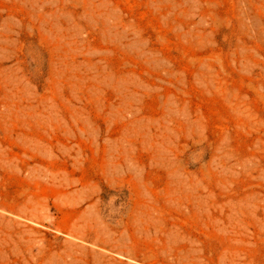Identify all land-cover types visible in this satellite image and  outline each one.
Segmentation results:
<instances>
[{
    "label": "rangeland",
    "instance_id": "obj_1",
    "mask_svg": "<svg viewBox=\"0 0 264 264\" xmlns=\"http://www.w3.org/2000/svg\"><path fill=\"white\" fill-rule=\"evenodd\" d=\"M0 264H264V0H0Z\"/></svg>",
    "mask_w": 264,
    "mask_h": 264
}]
</instances>
